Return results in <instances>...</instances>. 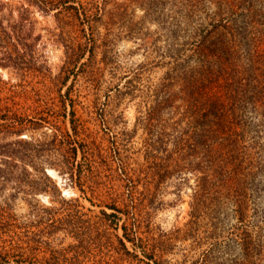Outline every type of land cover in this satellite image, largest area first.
I'll return each instance as SVG.
<instances>
[{"label": "rangeland", "instance_id": "374dc122", "mask_svg": "<svg viewBox=\"0 0 264 264\" xmlns=\"http://www.w3.org/2000/svg\"><path fill=\"white\" fill-rule=\"evenodd\" d=\"M34 2L0 0V264L150 263L123 238L139 217L160 264H264V141L240 169L205 171L182 138L197 60L173 54L174 21L190 5L207 28L217 1ZM253 50L264 78V40Z\"/></svg>", "mask_w": 264, "mask_h": 264}, {"label": "trees", "instance_id": "16d2710c", "mask_svg": "<svg viewBox=\"0 0 264 264\" xmlns=\"http://www.w3.org/2000/svg\"><path fill=\"white\" fill-rule=\"evenodd\" d=\"M32 1H35L39 9L47 5V0ZM216 1L217 11L211 15L207 28H204L205 22L198 23L192 7L184 5L183 8L188 15L177 16L180 19L174 21L175 28L171 33L173 47H178L176 42L177 39L180 40V32L183 35V44L178 50L174 49L173 53L177 60L181 62L178 56L186 51L183 49L185 44L194 48L191 56L197 60V67L189 73L188 92L184 99L185 107L188 108L187 122L190 135L184 132L182 138L187 137L194 143L190 144L193 151L199 146L205 160L203 163L206 164L205 171H236L242 167L246 159L252 160L251 151H258L260 154L264 141V78H252V68L260 58L257 55L256 59H253V47L256 41L264 40L261 34L255 37L257 29L254 24L264 26V10H252V0ZM181 26L188 29L182 30ZM175 67L180 69L182 65L176 64ZM194 86L197 89H193ZM158 108L160 109V104L149 112L150 120H153ZM247 113L262 118L263 124L249 128L248 117H245ZM152 124L146 127L148 141L150 139L153 141L154 129H158L160 136L159 127ZM182 138L177 141V148L184 142ZM71 152L75 154L76 148H72ZM250 161L249 166L254 168ZM80 176V171H77V177ZM237 195L229 192L227 198L237 202L239 198ZM139 196L136 199L132 198L130 203L134 206H137V202L141 203L142 198ZM114 208L112 210H117ZM103 215L106 219L116 217L115 213ZM260 215L256 213L254 216L261 219ZM139 219L134 221L131 229L123 227V238L131 243L134 251L138 249V253L150 261L147 264L155 263L157 262L154 259L155 251L149 245L151 232L145 223L148 221ZM138 234H144L143 238H138ZM122 246L126 254L130 255L125 243H122ZM134 257L137 262L141 261L136 254Z\"/></svg>", "mask_w": 264, "mask_h": 264}, {"label": "bare ground", "instance_id": "6f19581e", "mask_svg": "<svg viewBox=\"0 0 264 264\" xmlns=\"http://www.w3.org/2000/svg\"><path fill=\"white\" fill-rule=\"evenodd\" d=\"M51 172H49V174H50Z\"/></svg>", "mask_w": 264, "mask_h": 264}]
</instances>
